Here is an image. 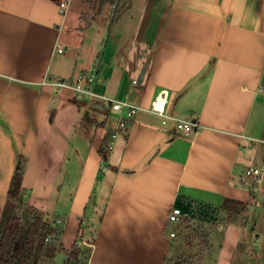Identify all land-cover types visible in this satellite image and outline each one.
Wrapping results in <instances>:
<instances>
[{
    "label": "crops",
    "instance_id": "1",
    "mask_svg": "<svg viewBox=\"0 0 264 264\" xmlns=\"http://www.w3.org/2000/svg\"><path fill=\"white\" fill-rule=\"evenodd\" d=\"M94 68L95 93L140 106L128 130L118 129L104 164L101 143L122 113L87 98V106L79 105L74 91L42 84ZM165 91L167 113L198 120L197 132L186 136L174 120L148 111ZM260 96L264 0H0V217L19 155L27 158L23 199L41 207L46 201L34 198L48 197V179L61 172L66 178L70 170L61 167L85 135L73 205L53 214L65 221L64 247L74 246L106 166L97 197L107 198L88 264H166L173 242L167 217L174 206L188 210L182 197L264 206V182L254 194L238 183L258 158L264 163V152L249 140ZM89 114L96 118L87 120ZM250 223L218 224L202 264L234 263L247 248ZM255 234L250 240L258 243L262 233Z\"/></svg>",
    "mask_w": 264,
    "mask_h": 264
},
{
    "label": "trees",
    "instance_id": "2",
    "mask_svg": "<svg viewBox=\"0 0 264 264\" xmlns=\"http://www.w3.org/2000/svg\"><path fill=\"white\" fill-rule=\"evenodd\" d=\"M120 0H100L102 4L116 5ZM4 125H7L4 123ZM129 126V124H128ZM128 126L126 131L128 130ZM112 134L106 135L101 143L99 154L102 162L108 163L109 146ZM27 158L19 155L18 162L7 193L6 203L0 217V264H55L56 255L64 252L68 259L66 264H88L93 245L96 241L99 225L103 219L104 209L99 215L92 212L87 217L86 229L80 223L77 240L72 249H66L62 243L65 221L58 223L57 218H45L35 207L29 208L21 203L25 188ZM110 169H120L109 165ZM108 168V167H107ZM125 174L134 172L125 170ZM99 171L97 181L103 176ZM192 215L174 227L178 234L170 246V253L178 242L179 231L186 228L188 246L198 248L190 254L193 264H202L210 249L211 238L218 224L223 222L247 224L246 212L249 205L235 199L225 198L220 206H214L188 197H182ZM23 207H22V205ZM98 215V216H97ZM97 216V217H96ZM174 258L169 255L166 264H173Z\"/></svg>",
    "mask_w": 264,
    "mask_h": 264
},
{
    "label": "rangeland",
    "instance_id": "3",
    "mask_svg": "<svg viewBox=\"0 0 264 264\" xmlns=\"http://www.w3.org/2000/svg\"><path fill=\"white\" fill-rule=\"evenodd\" d=\"M121 8H119L117 11L119 16L124 15L125 12V10L123 9L124 5L121 6ZM126 14L128 13L126 12ZM78 98L81 99L76 101L77 104L82 106L88 105V100H86V98H82V97H78ZM259 105H260L259 109L257 107L253 114V118H252L253 122L251 126V134H253L255 139L264 138V133H263L264 130L261 131L264 124V98L262 96L259 97ZM92 118L95 119L96 117H94V115L92 114H89L87 120ZM71 134H69L68 137L71 136ZM83 138H81L79 149H76L74 151V156L73 158L70 159L71 162L69 163V165L66 166L67 163L64 162L63 163L64 165H62L61 167L62 171L67 170V168H69L70 170L66 172V178H65V174L62 175L61 172V175H59L56 179H52L53 181H50V179H48L46 181L47 189L45 191V195H47L49 192L48 197L46 199L44 198L41 199L37 197L34 198V200L37 202L43 200L41 201L42 203L45 200L46 203H42L41 207L35 206V204H33L32 202L30 204H26L23 197L21 199V203L26 204V206L29 208L35 207L47 219H52L54 212H58L56 211V209H59L62 204L63 205L65 204L64 205L65 208L59 213H64L63 211L67 212L71 208V206L73 205L72 199L74 198L75 191L79 186V182L77 181V178L82 168L81 164L83 160V151L85 153L87 152L85 140H83V143H81ZM72 140L73 139L71 138L70 142H72ZM251 143H254L257 149L260 148L264 152V145L262 143L260 142H251ZM67 153L63 157V160H67V155H68ZM255 154H256V150H255ZM257 163L258 166L263 165V159L258 158ZM67 177H69L70 179L69 181ZM99 187L100 186L98 184V181H96L94 183V187L92 189L93 191L90 196V199H88L87 204L85 206L84 215L80 218V221L83 222L82 224L83 230L86 229L87 217L90 214H92V212L93 213L96 212V214L99 215L102 212V210L105 208L104 205L106 203L107 197L106 198L101 197L98 199L97 195L99 194ZM102 196H107V195L103 194ZM97 211L100 213H98ZM246 219H249L251 223H254V221L257 222V230L255 229V227L252 228L254 225L250 223L249 225L250 230L245 236V238H247V248H245L244 252L239 254L237 258H235V262L232 264H264V206H262V209H259L257 206L251 208L249 207L246 212ZM58 223H60V221H58ZM61 223L63 222L61 221ZM217 228L218 227H216V229ZM256 232L262 233L261 241L258 243H254L255 242L254 240L257 239V236L255 234ZM188 233L189 231L186 228H182L179 231L178 242H176L175 248L170 254V256L174 258L173 264H193L189 256L191 253L197 252L198 248L188 246L187 244ZM250 238H252L254 242H252ZM212 255L213 252L209 253L208 258L210 259ZM67 259H68L67 255L64 252H60V254L57 255V260L55 259V264H65Z\"/></svg>",
    "mask_w": 264,
    "mask_h": 264
},
{
    "label": "built area",
    "instance_id": "4",
    "mask_svg": "<svg viewBox=\"0 0 264 264\" xmlns=\"http://www.w3.org/2000/svg\"><path fill=\"white\" fill-rule=\"evenodd\" d=\"M61 6L64 8L66 3H61ZM63 49H59V52H62ZM97 68H94L92 71L81 72L76 78L72 81L67 80H50L45 79L42 84L49 87L55 91L62 90H72L75 92L77 97L87 98L94 100L98 103H101L107 108H111L114 111L121 112V116L117 121V129L112 133V141L110 143L109 149L112 148L113 141L117 136L118 129L126 130L136 112L140 109V106L134 105L127 100L115 99L107 95H101L95 93L93 90V83L96 80ZM169 95L165 91L155 97L151 102V105L148 111L155 113L164 118H170L176 123L177 129L182 131L186 136L192 135L197 132L201 125L198 120H190L181 117L171 116L167 113V105L169 104ZM251 142H260L264 145V138L255 139L249 137ZM107 170V167L104 166L102 171ZM264 182V163L261 166H253L242 171L238 177V183L241 186L247 187L253 194L256 193L261 185ZM192 215L190 210H183L181 207L174 206L171 208L168 217H167V236L169 239H174L178 232L174 227L178 226L185 219L190 218Z\"/></svg>",
    "mask_w": 264,
    "mask_h": 264
}]
</instances>
